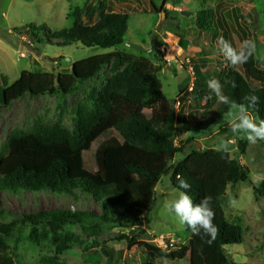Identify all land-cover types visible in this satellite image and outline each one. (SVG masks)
Segmentation results:
<instances>
[{
	"label": "trees",
	"instance_id": "16d2710c",
	"mask_svg": "<svg viewBox=\"0 0 264 264\" xmlns=\"http://www.w3.org/2000/svg\"><path fill=\"white\" fill-rule=\"evenodd\" d=\"M151 3L152 8L159 12L153 0ZM101 6L105 11L94 25L85 24L82 10H78L70 28L45 31L44 26L27 25V32L37 44L56 41L59 46L80 43L86 47L117 48L124 44L129 14L116 12L112 6H107L105 0ZM223 6L200 9L196 13L193 34L213 30V38L217 39L219 29L221 38L233 47V33L243 43L249 41L246 38L248 32L240 25L242 15L238 8L226 11ZM232 12L238 28L235 23L227 24L228 19L223 21V17ZM176 30L174 33L181 38L190 34L182 33L177 23ZM43 34L48 38L42 37ZM110 63H113V77L96 100L91 96L93 101L90 104H79L76 109L79 122L72 132L60 124L46 125L38 121L32 129H17L10 133L0 148V191L48 192L76 198L79 193L86 195L99 203L100 214L83 209L55 208L27 215L25 219L33 227V233H36L35 227L44 222L56 235L66 225H79L100 234L104 226L131 229L141 223L153 209L158 183L163 175L170 173L172 184L178 190L177 177L191 184L188 194L194 203L205 197L211 198L215 212L213 223L218 231L209 243L210 237L203 233L195 235L187 228L190 232L188 245L170 251L142 242L140 245L147 254L144 264H156L157 259L181 261L187 256L190 264H239L230 259L226 247L243 243L244 228L241 223L228 219L223 203L229 185L235 187L247 181L250 170L239 157H232L228 151L189 146L196 137L204 136L210 125L232 110L230 105L221 102L207 122L208 111L218 100L214 93L210 94L207 85L192 89L194 99L198 103L205 100L206 105L199 103L204 105L202 113L195 111L183 117L193 122V129L182 145L174 141L179 119L163 92L158 76L161 65L140 52L115 50L82 59L74 63L71 73L58 76L24 71L12 84L7 76H2L0 102L10 106L28 94L67 95L77 82L97 77ZM259 63L255 48L249 60L242 64L243 72L236 70L226 59L220 83L223 95L238 105H247L246 98L253 95L259 97V102L249 111L258 120H264V69ZM119 67L124 69L119 71ZM252 80L260 86L253 88ZM187 148L189 151L185 157L173 165L177 154L184 153ZM238 148L242 155L246 154L244 141L239 142ZM4 157L20 163L9 172H1L10 164L3 163ZM255 190L264 196V181ZM5 214L0 211V250L9 247L18 225L16 221L4 222L2 217ZM124 238L129 239L127 235ZM41 263L63 264L56 256L45 257ZM0 264H16V261L5 252L0 256Z\"/></svg>",
	"mask_w": 264,
	"mask_h": 264
},
{
	"label": "rangeland",
	"instance_id": "374dc122",
	"mask_svg": "<svg viewBox=\"0 0 264 264\" xmlns=\"http://www.w3.org/2000/svg\"><path fill=\"white\" fill-rule=\"evenodd\" d=\"M103 1L0 0V86L3 85L2 76H7L12 84L24 71L48 72L58 76L71 73L75 62L96 55L115 50L136 54L139 52L128 43L149 49L153 47L152 43L157 40L158 34L155 47L165 43V58L161 59L157 52L143 55L161 65L158 76L163 84V92L179 119L174 141L182 145L193 129V122L183 117L195 111L202 113V106L206 105L205 100H199L200 104H204L199 105L194 99L192 88L202 84L208 86V81L212 79L220 81L226 63V58L220 52L221 30H217V39L213 38V30L193 34L196 13L200 9H217L220 4L224 5L226 11L238 8L242 15L240 25L248 32L246 38L255 45L257 59L264 69V0H153L159 12L152 8L151 0H105L107 6H112L116 12L129 14L124 44L117 48L86 47L80 43L59 46L56 41L37 44L27 32V25L44 26L45 31L70 28L74 25L78 10H82L85 24L94 25L105 11L101 6ZM232 13L223 17L224 22L228 19L227 24L235 23ZM176 23L182 33H190L186 38L174 33L177 31ZM235 27L238 28L237 23ZM231 38L234 48L239 50L243 41L234 33ZM112 68L113 63L105 65L97 77L77 82L67 95L28 94L10 106L0 102V148L12 131L32 129L38 121L46 125L60 124L72 132L79 122L77 107L82 102L90 104L93 101L91 96H95V100L98 98L114 75ZM123 69L119 67V71ZM235 69L243 72L242 64L235 66ZM251 85L253 88L260 86L253 80ZM178 101L181 102L180 106L177 105ZM220 104L219 100L213 103L208 111L207 122ZM233 111L210 125L208 132L196 137L189 146L218 150L222 141H228L231 156L239 157L249 168V179L235 187L229 185L226 192L223 203L226 215L231 222L241 223L244 228L243 243L227 246L226 249L230 259L236 263L264 264V196L255 190L264 181V140L251 143L243 134L233 135L228 123ZM241 140L247 144V152L243 155L238 148ZM187 151L189 148L177 154L172 164L183 159ZM9 160L3 158V163L10 164L1 172H9L20 163L18 160ZM179 192L172 184L171 174H165L156 187L153 209L134 228L108 225L103 227L100 234H96L79 225H66L56 235L44 222L39 223L35 227L36 233H33L26 216L55 208L83 209L100 214L99 203L80 193L76 198L48 192L0 191V211L6 213L2 220L18 223L14 238L7 249L0 250V256L8 252L15 258L16 264H42L43 258L55 256L63 264H144L147 254L140 245L142 242L167 251L189 243L190 232L187 227L180 225L164 207L165 202L178 198ZM125 235L129 239L124 238ZM156 264H190V261L187 256L184 260L174 262L157 259Z\"/></svg>",
	"mask_w": 264,
	"mask_h": 264
},
{
	"label": "clouds",
	"instance_id": "9594fccd",
	"mask_svg": "<svg viewBox=\"0 0 264 264\" xmlns=\"http://www.w3.org/2000/svg\"><path fill=\"white\" fill-rule=\"evenodd\" d=\"M219 45L220 52L233 67L246 63L252 56L255 48L254 44L245 41L239 50H237L229 41L223 38L220 39ZM160 47H156L157 53L163 59L164 55L161 54ZM208 88L220 102L230 105L231 109L234 110L228 121L233 135L243 134L251 143L264 140V120L254 118L249 111L250 107H254L259 102V97L253 95L246 98L249 102L247 105H238L223 95L222 85L219 80H209ZM218 150L226 153L229 150V142L222 141ZM177 179L179 180L178 188L181 191L178 198L165 202L164 207L166 211L170 215H173L180 225L190 229L193 234L201 235L203 233V235L210 237L209 243H211L218 231L216 225L213 223L215 212L212 207L211 198L205 197L199 203H194L192 197L188 194V190L192 187L191 184L179 177Z\"/></svg>",
	"mask_w": 264,
	"mask_h": 264
},
{
	"label": "water",
	"instance_id": "95a60500",
	"mask_svg": "<svg viewBox=\"0 0 264 264\" xmlns=\"http://www.w3.org/2000/svg\"><path fill=\"white\" fill-rule=\"evenodd\" d=\"M164 14H165V13H164ZM158 38H159V35L157 34V35H156V39L158 40ZM157 40H156V41H157ZM156 41H154V42L152 43V46H153V47H151V48H149V49H145V48H143V47H141V46H139V45L133 44V43H128V45H129L131 48H133L134 50H136L137 52H140V53H147V54H152V53H154V52H157V48L155 47Z\"/></svg>",
	"mask_w": 264,
	"mask_h": 264
},
{
	"label": "built area",
	"instance_id": "2783aa9c",
	"mask_svg": "<svg viewBox=\"0 0 264 264\" xmlns=\"http://www.w3.org/2000/svg\"><path fill=\"white\" fill-rule=\"evenodd\" d=\"M160 52L162 55H164V58H165V47H164V45L160 47ZM166 59H169V58H166ZM177 105L180 106V102H178Z\"/></svg>",
	"mask_w": 264,
	"mask_h": 264
}]
</instances>
